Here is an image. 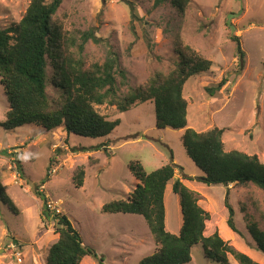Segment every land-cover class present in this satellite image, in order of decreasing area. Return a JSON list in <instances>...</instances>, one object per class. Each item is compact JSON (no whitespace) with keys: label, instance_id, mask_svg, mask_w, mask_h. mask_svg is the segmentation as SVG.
<instances>
[{"label":"rangeland","instance_id":"rangeland-1","mask_svg":"<svg viewBox=\"0 0 264 264\" xmlns=\"http://www.w3.org/2000/svg\"><path fill=\"white\" fill-rule=\"evenodd\" d=\"M30 1L0 0V26L18 23ZM55 19L77 43L82 32L94 28L102 41L86 42L84 59L87 65L103 63L114 53L125 71L124 77L116 75L120 95L157 72L175 70L180 64L179 40L193 47L213 64L185 84L189 127L201 132L224 128L226 150L257 154L264 162V0H191L183 15L173 0H62ZM232 35L240 37L243 68ZM48 74V95L58 100L62 92L53 82L51 58ZM223 78L228 80L225 86L210 93L207 88ZM9 106L0 82V122ZM97 109L110 119H120L106 137L69 134L63 126L47 130L31 123L11 131L0 126V180L18 207L16 214L0 200V264H47L59 233L56 220L41 215L43 201L34 193V186L40 184L47 201L70 218L84 243L105 264H141L157 246L145 219L137 214L108 215L102 207L127 198L140 182L129 168L130 161L139 160L150 172L168 163L171 152L177 165L175 177L199 192V204L210 213L205 234L217 232L234 249L264 264V253L248 229L251 222L264 229V191L254 184L224 187L199 180L202 171L186 152L183 130L158 127L154 103L138 102L125 112L108 104ZM98 144L108 151L94 149ZM81 166L84 183L77 188L74 176ZM173 182L165 204L169 230L178 233L182 211ZM227 193L238 232L228 224ZM228 257L229 264H240L232 254ZM81 264L99 262L88 255ZM187 264L223 263L207 258L199 243Z\"/></svg>","mask_w":264,"mask_h":264},{"label":"trees","instance_id":"trees-1","mask_svg":"<svg viewBox=\"0 0 264 264\" xmlns=\"http://www.w3.org/2000/svg\"><path fill=\"white\" fill-rule=\"evenodd\" d=\"M190 1L173 0V3L183 15ZM61 3L62 0H31L18 23L6 28L0 26V82L10 103L1 127L11 131L34 123L47 130L63 126L69 134L106 137L120 119H110L100 113L98 106L115 105L120 112H125L138 102H151L155 105L158 127L183 130L186 152L202 171L199 180L208 185L254 184L264 191V162L257 154L226 150L224 128L216 126L201 132L188 125L185 84L191 77L211 69L210 59L179 40L176 48L180 64L175 70L168 74L157 72L145 84L120 95L116 75L121 73L124 77L125 71L121 70L119 59L110 53L103 63L87 65L83 56L85 43L89 40L100 43L102 38L94 28L82 32L80 43L75 37L66 36L55 19ZM232 39L237 42L239 66L243 68L245 54L240 37L232 35ZM48 58L52 60L53 82L62 92L58 100H51L47 92ZM227 81L223 78L218 85L207 89L213 94ZM93 148L108 151L104 144ZM172 154L168 163L150 172L139 160L130 161L129 168L140 182L127 198L106 202L102 207L104 213H131L145 219L157 246L155 252L140 263L187 264L192 260L193 247L201 243L206 257L216 262L229 264L228 255L232 254L240 264H261L249 254L234 249L217 232L205 234L210 213L199 204V192L175 177L177 165ZM84 176L81 166L74 176L77 188L83 186ZM183 178L190 176L183 174ZM171 180L174 193L180 197L183 222L179 233H172L166 227L165 193ZM34 193L43 201L42 217L55 219L58 226L59 237L49 249L47 264H81L88 255L99 264H105L96 250L84 243L70 218L50 209L41 184L34 186ZM0 200L18 213L17 205L1 180ZM225 203L230 213L228 224L238 232L229 193ZM248 229L257 248L264 253V229L254 222Z\"/></svg>","mask_w":264,"mask_h":264},{"label":"crops","instance_id":"crops-1","mask_svg":"<svg viewBox=\"0 0 264 264\" xmlns=\"http://www.w3.org/2000/svg\"><path fill=\"white\" fill-rule=\"evenodd\" d=\"M183 180V179H182ZM184 181V180H183ZM186 183V182H185ZM169 185H170V183H169ZM169 185H168V187H169ZM172 185V184H171ZM231 185V184H230ZM168 187H167V189H168ZM225 187V186H224ZM166 189V190H167ZM197 191V190H196ZM198 192V191H197ZM118 214H120V213H108V215H118ZM122 214H125V213H122ZM126 214H131V213H126ZM182 222H183V219H182ZM182 226V225H181ZM166 227H167V229L169 230V227H168V223H167V210H166ZM180 229H181V227H180ZM180 229H179V231H180ZM170 232H172L173 233V231H171V230H169ZM179 231H178V233H179Z\"/></svg>","mask_w":264,"mask_h":264},{"label":"built area","instance_id":"built-area-1","mask_svg":"<svg viewBox=\"0 0 264 264\" xmlns=\"http://www.w3.org/2000/svg\"><path fill=\"white\" fill-rule=\"evenodd\" d=\"M48 206L50 207V209H51V208H52V209H55V210H53V211L60 212V210L57 209L56 207H54L53 204L49 203ZM52 209H51V210H52Z\"/></svg>","mask_w":264,"mask_h":264},{"label":"bare ground","instance_id":"bare-ground-1","mask_svg":"<svg viewBox=\"0 0 264 264\" xmlns=\"http://www.w3.org/2000/svg\"><path fill=\"white\" fill-rule=\"evenodd\" d=\"M59 201V200H58ZM61 201V200H60Z\"/></svg>","mask_w":264,"mask_h":264}]
</instances>
